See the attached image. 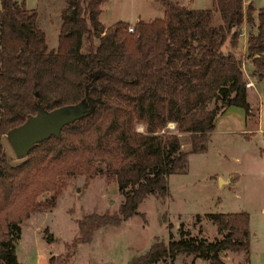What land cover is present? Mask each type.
Listing matches in <instances>:
<instances>
[{
	"label": "trees",
	"instance_id": "1",
	"mask_svg": "<svg viewBox=\"0 0 264 264\" xmlns=\"http://www.w3.org/2000/svg\"><path fill=\"white\" fill-rule=\"evenodd\" d=\"M105 1L66 0L57 47L49 50L37 10L26 0H0V264H20L15 244L21 222L55 206L68 176L84 174L88 184L104 164L123 195L116 210L78 221L75 247L137 214L147 195H167L169 176L185 170L190 153L206 148L225 108L252 114L245 62L250 74L264 80V3L212 0L211 7L193 8L156 0L163 15L138 19L130 31L125 20L103 25ZM214 100L220 103L210 107ZM78 102L87 107L83 116L66 123L59 137L36 143L23 161L10 162L3 137L37 104L52 109ZM179 132L187 133L188 148ZM47 190L53 192L37 198ZM206 215L220 236L191 235L183 223L176 236L168 222L169 239L154 241L126 264H172L178 254L224 264L223 250L245 252L249 260V213ZM67 260L58 255L52 264Z\"/></svg>",
	"mask_w": 264,
	"mask_h": 264
},
{
	"label": "rangeland",
	"instance_id": "2",
	"mask_svg": "<svg viewBox=\"0 0 264 264\" xmlns=\"http://www.w3.org/2000/svg\"><path fill=\"white\" fill-rule=\"evenodd\" d=\"M178 1L198 8L212 5V0ZM263 3L264 0H253L256 6ZM26 4L37 10V22L45 32L48 49H55L66 0H26ZM162 14L163 7L156 0H106L102 4L100 19L105 27L117 20L129 21L133 25L138 19L148 21ZM243 31L246 32L245 25ZM240 37L237 53L242 56L245 52L244 34ZM248 67L246 60V78L257 88L247 86L252 114L246 115L242 107L235 105L220 112L206 148L190 153L185 170L169 176L167 195H147L139 204L137 214L118 226L100 228L91 243L74 247L72 242L78 235V221L91 212L116 210L123 195L117 183L106 177L104 164H98L102 169L88 184H85L84 174L68 176L55 206L32 213L21 222V232L15 244L19 263L52 264V258L60 255L67 257V264H126L133 255L145 252L154 241H167L168 222L172 223L176 236L183 223L191 235L213 239L220 234L206 213L245 210L250 217L249 260L245 252L227 251L220 253V257L227 264H264V133L256 131L247 136L242 131L253 128L258 118L264 125V80L256 79ZM219 103L214 100L209 106ZM136 128L142 131L143 124L138 123ZM179 135L183 147L188 148L187 133L179 132ZM3 143L12 164L26 158L27 154L17 156L14 153L6 135ZM64 155L62 157L66 159ZM233 172H238L239 178L232 179ZM52 192L47 190L37 198H45ZM172 264L210 262L193 255L178 254Z\"/></svg>",
	"mask_w": 264,
	"mask_h": 264
},
{
	"label": "water",
	"instance_id": "3",
	"mask_svg": "<svg viewBox=\"0 0 264 264\" xmlns=\"http://www.w3.org/2000/svg\"><path fill=\"white\" fill-rule=\"evenodd\" d=\"M87 112L83 102L65 104L46 109L37 104L36 112L29 115L24 122L10 128L6 137L17 156L26 155L36 143L52 135L59 137L63 126Z\"/></svg>",
	"mask_w": 264,
	"mask_h": 264
},
{
	"label": "crops",
	"instance_id": "4",
	"mask_svg": "<svg viewBox=\"0 0 264 264\" xmlns=\"http://www.w3.org/2000/svg\"><path fill=\"white\" fill-rule=\"evenodd\" d=\"M245 1V0H244ZM248 2L249 1H251L252 3H253V0H247ZM190 7H193L192 5H191V3H190ZM193 8H198V7H193ZM163 15V14H162ZM241 34H244V37H243V40H244V49H245V39H246V36H245V31H243ZM252 82V81H251ZM250 86L251 87H255V85L253 84V82H252V84H250ZM255 89L257 90V88L255 87ZM249 100V99H248ZM255 127V128H254ZM240 131V130H239ZM242 131H244L246 134H247V136H250V134L253 132H256V131H260V132H262V133H264V125H263V120H260L259 118H258V120H257V123H256V125L255 126H253V128H246V129H244V130H242ZM264 171V169L262 170V172ZM234 173V175H233V177H232V179H236V178H239V173L238 172H233ZM249 228H250V224H249ZM227 251H230V250H223V251H221V253H225V252H227ZM230 252H233V251H230ZM233 253H237V252H233ZM156 263H158V262H156ZM154 264V263H153ZM224 264H227V263H224Z\"/></svg>",
	"mask_w": 264,
	"mask_h": 264
},
{
	"label": "built area",
	"instance_id": "5",
	"mask_svg": "<svg viewBox=\"0 0 264 264\" xmlns=\"http://www.w3.org/2000/svg\"><path fill=\"white\" fill-rule=\"evenodd\" d=\"M128 30H130V31L133 30V25H129L128 26ZM250 84H252V82H247V86L250 85Z\"/></svg>",
	"mask_w": 264,
	"mask_h": 264
},
{
	"label": "clouds",
	"instance_id": "6",
	"mask_svg": "<svg viewBox=\"0 0 264 264\" xmlns=\"http://www.w3.org/2000/svg\"><path fill=\"white\" fill-rule=\"evenodd\" d=\"M168 126H169L170 128H175V127H176L175 122H170Z\"/></svg>",
	"mask_w": 264,
	"mask_h": 264
}]
</instances>
